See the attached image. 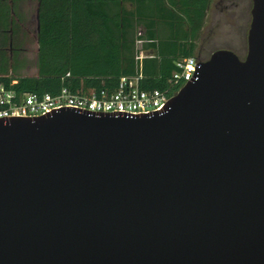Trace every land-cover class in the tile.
Listing matches in <instances>:
<instances>
[{
    "label": "water",
    "instance_id": "95a60500",
    "mask_svg": "<svg viewBox=\"0 0 264 264\" xmlns=\"http://www.w3.org/2000/svg\"><path fill=\"white\" fill-rule=\"evenodd\" d=\"M160 110L0 118V264H264V0Z\"/></svg>",
    "mask_w": 264,
    "mask_h": 264
},
{
    "label": "trees",
    "instance_id": "16d2710c",
    "mask_svg": "<svg viewBox=\"0 0 264 264\" xmlns=\"http://www.w3.org/2000/svg\"><path fill=\"white\" fill-rule=\"evenodd\" d=\"M211 1L0 0V84L17 94L54 95L62 86L111 92L121 77L142 75V89L164 90L175 61L193 55ZM21 3L36 7L32 75H23L28 66L26 28L17 15ZM148 50L152 54L138 61Z\"/></svg>",
    "mask_w": 264,
    "mask_h": 264
},
{
    "label": "built area",
    "instance_id": "2783aa9c",
    "mask_svg": "<svg viewBox=\"0 0 264 264\" xmlns=\"http://www.w3.org/2000/svg\"><path fill=\"white\" fill-rule=\"evenodd\" d=\"M143 53L141 51L137 55L138 61L145 58V56H141ZM197 64L198 60L193 56L178 58L175 61V70L168 79L167 87L164 90L142 89V75L121 77L117 87L111 92L107 90L71 91L68 87L62 86L54 95L49 93L43 95L17 94L0 84V118H37L61 107L99 113L119 112L134 116L157 111L190 81ZM66 77H69V74Z\"/></svg>",
    "mask_w": 264,
    "mask_h": 264
},
{
    "label": "rangeland",
    "instance_id": "374dc122",
    "mask_svg": "<svg viewBox=\"0 0 264 264\" xmlns=\"http://www.w3.org/2000/svg\"><path fill=\"white\" fill-rule=\"evenodd\" d=\"M129 8L130 6L127 5ZM251 0H212L205 15L203 27L196 40V50L192 55L197 60L205 61L217 50H230L239 58H245L247 52V33L251 22ZM34 6L21 3L17 7V15L25 24L27 46L24 57L27 69L23 75L35 74L36 33ZM142 27L137 28L140 33ZM141 34V33H140ZM142 43V42H141ZM145 43V42H143ZM145 53L141 56L144 57Z\"/></svg>",
    "mask_w": 264,
    "mask_h": 264
},
{
    "label": "crops",
    "instance_id": "0c3cea01",
    "mask_svg": "<svg viewBox=\"0 0 264 264\" xmlns=\"http://www.w3.org/2000/svg\"><path fill=\"white\" fill-rule=\"evenodd\" d=\"M130 6V5H129ZM130 8V7H129ZM37 30H38V26H37ZM195 45H196V41H195ZM37 48H38V46H37V43H36V52H37ZM195 50H196V46H195V49H194V52H195ZM144 53H145V57H147L149 54H152V51H150V50H148V51H143ZM194 52H193V54H194ZM35 72H36V69L34 70Z\"/></svg>",
    "mask_w": 264,
    "mask_h": 264
},
{
    "label": "flooded vegetation",
    "instance_id": "af4514ba",
    "mask_svg": "<svg viewBox=\"0 0 264 264\" xmlns=\"http://www.w3.org/2000/svg\"><path fill=\"white\" fill-rule=\"evenodd\" d=\"M241 59V58H240ZM243 59V58H242ZM198 61H201V60H198Z\"/></svg>",
    "mask_w": 264,
    "mask_h": 264
}]
</instances>
